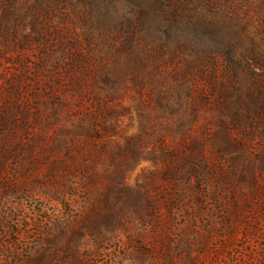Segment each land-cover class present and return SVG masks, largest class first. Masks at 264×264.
Wrapping results in <instances>:
<instances>
[{"label":"rangeland","instance_id":"1","mask_svg":"<svg viewBox=\"0 0 264 264\" xmlns=\"http://www.w3.org/2000/svg\"><path fill=\"white\" fill-rule=\"evenodd\" d=\"M0 264H264V0H0Z\"/></svg>","mask_w":264,"mask_h":264}]
</instances>
